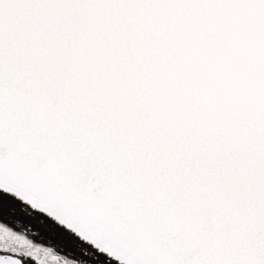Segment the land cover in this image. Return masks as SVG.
I'll return each instance as SVG.
<instances>
[{"label":"snow or ice","instance_id":"1","mask_svg":"<svg viewBox=\"0 0 264 264\" xmlns=\"http://www.w3.org/2000/svg\"><path fill=\"white\" fill-rule=\"evenodd\" d=\"M0 264H264V0H0Z\"/></svg>","mask_w":264,"mask_h":264}]
</instances>
